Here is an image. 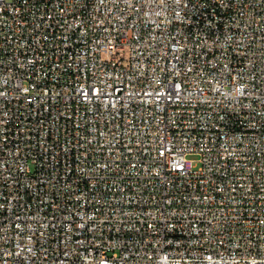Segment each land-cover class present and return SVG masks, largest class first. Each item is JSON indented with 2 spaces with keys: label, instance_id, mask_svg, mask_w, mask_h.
Masks as SVG:
<instances>
[{
  "label": "built area",
  "instance_id": "2783aa9c",
  "mask_svg": "<svg viewBox=\"0 0 264 264\" xmlns=\"http://www.w3.org/2000/svg\"><path fill=\"white\" fill-rule=\"evenodd\" d=\"M0 264H264V0H0Z\"/></svg>",
  "mask_w": 264,
  "mask_h": 264
},
{
  "label": "rangeland",
  "instance_id": "374dc122",
  "mask_svg": "<svg viewBox=\"0 0 264 264\" xmlns=\"http://www.w3.org/2000/svg\"><path fill=\"white\" fill-rule=\"evenodd\" d=\"M189 158H196L195 156H193V155H191V156H189Z\"/></svg>",
  "mask_w": 264,
  "mask_h": 264
}]
</instances>
